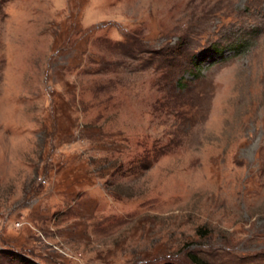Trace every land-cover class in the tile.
I'll use <instances>...</instances> for the list:
<instances>
[{"label": "rangeland", "instance_id": "rangeland-1", "mask_svg": "<svg viewBox=\"0 0 264 264\" xmlns=\"http://www.w3.org/2000/svg\"><path fill=\"white\" fill-rule=\"evenodd\" d=\"M264 264V0H0V264Z\"/></svg>", "mask_w": 264, "mask_h": 264}, {"label": "trees", "instance_id": "trees-1", "mask_svg": "<svg viewBox=\"0 0 264 264\" xmlns=\"http://www.w3.org/2000/svg\"><path fill=\"white\" fill-rule=\"evenodd\" d=\"M15 257L18 259V261H20L22 264H38L37 262L33 261V260H30V259H27L21 255H15ZM190 259L191 261L194 263V264H210L209 262L203 260V259H200L198 257H196L195 255H192L190 256ZM166 264H175L173 262H168Z\"/></svg>", "mask_w": 264, "mask_h": 264}]
</instances>
